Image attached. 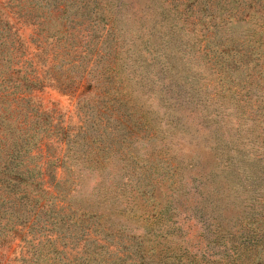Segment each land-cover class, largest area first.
I'll use <instances>...</instances> for the list:
<instances>
[{"label": "rangeland", "instance_id": "obj_1", "mask_svg": "<svg viewBox=\"0 0 264 264\" xmlns=\"http://www.w3.org/2000/svg\"><path fill=\"white\" fill-rule=\"evenodd\" d=\"M136 262L264 264V0H0V264Z\"/></svg>", "mask_w": 264, "mask_h": 264}, {"label": "trees", "instance_id": "obj_2", "mask_svg": "<svg viewBox=\"0 0 264 264\" xmlns=\"http://www.w3.org/2000/svg\"><path fill=\"white\" fill-rule=\"evenodd\" d=\"M247 252H250L252 250V245L251 246H246L245 247ZM144 258V257H143ZM136 264H139V262H136ZM140 264H144L143 262H140ZM222 264V263H221Z\"/></svg>", "mask_w": 264, "mask_h": 264}]
</instances>
